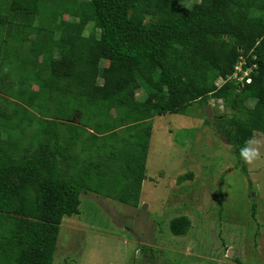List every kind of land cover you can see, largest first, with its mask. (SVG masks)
<instances>
[{"label":"trees","instance_id":"1","mask_svg":"<svg viewBox=\"0 0 264 264\" xmlns=\"http://www.w3.org/2000/svg\"><path fill=\"white\" fill-rule=\"evenodd\" d=\"M184 1L0 0V264H53L83 190L138 206L156 115L217 99L237 154L264 133V0Z\"/></svg>","mask_w":264,"mask_h":264},{"label":"rangeland","instance_id":"2","mask_svg":"<svg viewBox=\"0 0 264 264\" xmlns=\"http://www.w3.org/2000/svg\"><path fill=\"white\" fill-rule=\"evenodd\" d=\"M209 103L213 118L197 102L151 119L138 206L83 190L80 212L62 219L53 264H264V133L242 148L246 161L217 127L231 109ZM179 216L190 221L181 235L170 229Z\"/></svg>","mask_w":264,"mask_h":264},{"label":"crops","instance_id":"3","mask_svg":"<svg viewBox=\"0 0 264 264\" xmlns=\"http://www.w3.org/2000/svg\"><path fill=\"white\" fill-rule=\"evenodd\" d=\"M159 101L160 102H166V93H164V92H162L160 95H159ZM78 112H77V114H76V119L78 118ZM67 121V123H74V124H77L76 122H74V120L73 119H71V120H66ZM86 131H93L92 129H89V128H87L86 129ZM149 147H150V145H149ZM73 148V155L72 156H69L68 157V159H69V161H71L72 159V162L76 165V164H78L77 163V158H78V153L81 151V149L82 148H84V146H83V144H82V140H76V143H75V145L72 147ZM148 152H149V150H148ZM76 153H77V156H76ZM147 157H148V154H147ZM72 158V159H71ZM146 163H147V159H146ZM67 165H69L68 167H71V162H68V163H66ZM70 170H71V168L70 169H65V172L66 173H70ZM145 175H146V171H145ZM144 180H146V178L144 179ZM144 180H143V182H144Z\"/></svg>","mask_w":264,"mask_h":264},{"label":"built area","instance_id":"4","mask_svg":"<svg viewBox=\"0 0 264 264\" xmlns=\"http://www.w3.org/2000/svg\"><path fill=\"white\" fill-rule=\"evenodd\" d=\"M240 63L236 66V71L233 74L234 78H237L242 85H244V81L246 83L251 82V77L249 76L250 69L244 70L242 69L244 59L241 57ZM243 72V73H242Z\"/></svg>","mask_w":264,"mask_h":264},{"label":"water","instance_id":"5","mask_svg":"<svg viewBox=\"0 0 264 264\" xmlns=\"http://www.w3.org/2000/svg\"><path fill=\"white\" fill-rule=\"evenodd\" d=\"M205 113H206V117L207 118H213L214 113H213V110H212V105L210 103L206 104ZM222 137H223V139L226 140V138L224 136H222Z\"/></svg>","mask_w":264,"mask_h":264},{"label":"clouds","instance_id":"6","mask_svg":"<svg viewBox=\"0 0 264 264\" xmlns=\"http://www.w3.org/2000/svg\"><path fill=\"white\" fill-rule=\"evenodd\" d=\"M251 155H252V154L249 152V150H248L247 148L241 150V156H242L246 161H248V160L251 159Z\"/></svg>","mask_w":264,"mask_h":264}]
</instances>
